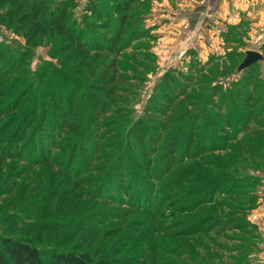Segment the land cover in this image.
<instances>
[{"label": "rangeland", "instance_id": "374dc122", "mask_svg": "<svg viewBox=\"0 0 264 264\" xmlns=\"http://www.w3.org/2000/svg\"><path fill=\"white\" fill-rule=\"evenodd\" d=\"M88 1L74 0L71 20L113 49L85 60L57 36L28 39L0 21L3 104L19 106L16 122L0 125V154L13 150L0 176V235H28L43 258L73 249L109 264H261L247 213L264 197V160L247 153L257 142L245 141L233 167V153L219 148H236L235 136L264 121H254L264 106V23L223 37L230 53L219 60L173 41L158 0H134L124 24L111 9L119 0H92L111 24L85 11ZM238 47L263 58L237 71ZM26 112L35 122L24 137ZM246 115L251 123L240 121ZM38 142L49 165L32 163Z\"/></svg>", "mask_w": 264, "mask_h": 264}, {"label": "trees", "instance_id": "16d2710c", "mask_svg": "<svg viewBox=\"0 0 264 264\" xmlns=\"http://www.w3.org/2000/svg\"><path fill=\"white\" fill-rule=\"evenodd\" d=\"M48 1L49 0H0V10H2L0 11V21L3 22L7 27L13 28L15 32L22 33L23 36L27 37L28 39H35L37 36L44 33H50L54 36H57L63 42L61 47H64L63 49L67 51L68 55L74 58L85 60L89 58L91 51H101L106 49L112 51V43L105 44L98 41L96 44H93L84 38V35L76 25V22L71 20V9H73L75 6L74 0L62 1L52 9L48 7ZM133 1L134 0H119L117 2L112 1L111 9L120 16L119 20L121 24H124L125 20L128 18V12L132 7ZM104 9L105 7L100 5L98 2L89 0L85 5L84 10L89 12L96 19L104 18L109 21V24H111L112 13H106ZM120 27L121 26H117L119 31ZM116 36L119 38L118 35ZM118 38L115 39V42L118 40ZM6 85L5 77H1L0 125H2L4 129L5 127H9L14 122H16L18 117L13 114L17 113L19 107L16 104H3L5 93L8 90ZM216 92H220L219 94L222 98L221 89L219 86L216 88ZM226 95L230 97L231 92ZM253 95L254 93L248 92L247 99L254 98ZM252 105L254 106V104ZM253 106L251 108H253ZM258 109L259 113L256 115L257 119L254 121L264 118V106L262 105ZM242 113L245 112L243 111L241 114ZM95 115V117L91 118L93 123L101 125L98 114L95 113ZM19 121L21 125L20 132H22L25 137L27 130L30 129L35 122V115L34 113L30 115L26 112ZM240 121L244 123H251L252 119L250 115H246L242 117V120ZM104 123L105 124L101 126L107 128L108 124H106V122ZM99 129L100 127L98 129L92 130L90 135L93 137L97 135L99 136ZM54 132H57V126L54 129ZM89 139H91V137H89ZM263 139L264 121L261 125H257L256 128L252 129L251 131L245 130L244 136L241 139H238V136H235L234 141L236 142V148L233 146H221L219 148V152L233 153L234 161L231 162L229 159L226 161L227 165L233 167L232 165L243 157L242 153H246V144L249 142H257L256 146L250 145L248 146L249 148L247 147V153H250L251 156H256L259 160H264V144L260 142V140ZM238 148L239 150H235ZM242 149L244 152H242ZM78 153L79 151L76 154ZM12 154L13 150H7L0 154V176H2L4 162L7 159H10ZM29 154L30 158L33 159V164L40 166L49 165L50 160L45 155V150H43L40 142H38L37 147L31 146ZM143 155H146V153ZM145 159V157H141V160L145 161ZM210 165H213V163L209 162L207 166ZM201 166L202 163L198 162L197 169H200ZM254 206L255 204L251 205V208ZM36 226L37 225L33 226L34 230L39 231L38 227ZM0 264H109V261L107 259L96 260L90 251H76L73 249L53 251L48 258H43L40 250L34 245L28 235L22 238L16 234L13 236L0 235Z\"/></svg>", "mask_w": 264, "mask_h": 264}, {"label": "crops", "instance_id": "0c3cea01", "mask_svg": "<svg viewBox=\"0 0 264 264\" xmlns=\"http://www.w3.org/2000/svg\"><path fill=\"white\" fill-rule=\"evenodd\" d=\"M156 7L162 10V20L167 21V35H171L172 40L181 38L183 42H191L198 56L209 57L214 53L219 60L230 53V49L223 47V37L226 39L228 33L232 36L242 34V31L247 32L248 26L253 29L264 23V0H158ZM247 50L251 49L238 47L237 53H244L245 57ZM247 217L259 231L261 242L258 257L264 264V197L256 202Z\"/></svg>", "mask_w": 264, "mask_h": 264}, {"label": "water", "instance_id": "95a60500", "mask_svg": "<svg viewBox=\"0 0 264 264\" xmlns=\"http://www.w3.org/2000/svg\"><path fill=\"white\" fill-rule=\"evenodd\" d=\"M262 54L257 50H247L245 52V57L243 58L242 62L238 66V70H242L254 64L255 62L262 60Z\"/></svg>", "mask_w": 264, "mask_h": 264}, {"label": "built area", "instance_id": "2783aa9c", "mask_svg": "<svg viewBox=\"0 0 264 264\" xmlns=\"http://www.w3.org/2000/svg\"><path fill=\"white\" fill-rule=\"evenodd\" d=\"M260 31L264 33V24H263L262 27L260 28Z\"/></svg>", "mask_w": 264, "mask_h": 264}]
</instances>
